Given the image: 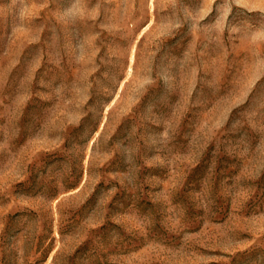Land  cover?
Returning a JSON list of instances; mask_svg holds the SVG:
<instances>
[{
  "label": "rangeland",
  "instance_id": "obj_1",
  "mask_svg": "<svg viewBox=\"0 0 264 264\" xmlns=\"http://www.w3.org/2000/svg\"><path fill=\"white\" fill-rule=\"evenodd\" d=\"M0 264H264V0H0Z\"/></svg>",
  "mask_w": 264,
  "mask_h": 264
}]
</instances>
